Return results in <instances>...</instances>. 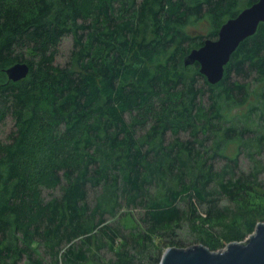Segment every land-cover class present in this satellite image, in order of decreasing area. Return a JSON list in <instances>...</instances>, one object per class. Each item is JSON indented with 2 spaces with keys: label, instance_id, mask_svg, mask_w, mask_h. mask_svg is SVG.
Segmentation results:
<instances>
[{
  "label": "trees",
  "instance_id": "obj_1",
  "mask_svg": "<svg viewBox=\"0 0 264 264\" xmlns=\"http://www.w3.org/2000/svg\"><path fill=\"white\" fill-rule=\"evenodd\" d=\"M256 1L0 0V119L14 122L0 143V264H158L164 247L185 246L162 239L181 225L180 202L203 228L223 216L221 199L262 187L239 155L264 152V22L220 81L184 63ZM66 35L69 60L56 64ZM19 61L27 75L9 80ZM42 183L59 192L46 198ZM257 223L247 213L224 239ZM197 240L221 246L208 232Z\"/></svg>",
  "mask_w": 264,
  "mask_h": 264
},
{
  "label": "water",
  "instance_id": "obj_2",
  "mask_svg": "<svg viewBox=\"0 0 264 264\" xmlns=\"http://www.w3.org/2000/svg\"><path fill=\"white\" fill-rule=\"evenodd\" d=\"M264 22V0H257L227 19L215 39H205L184 58L186 65L198 62L199 71L214 84L221 80L224 66L239 43L254 34ZM29 71L26 62H16L6 69L9 80L18 81ZM158 264H264V220L258 222L244 241H231L223 249L211 250L199 243L188 247H167Z\"/></svg>",
  "mask_w": 264,
  "mask_h": 264
},
{
  "label": "rangeland",
  "instance_id": "obj_3",
  "mask_svg": "<svg viewBox=\"0 0 264 264\" xmlns=\"http://www.w3.org/2000/svg\"><path fill=\"white\" fill-rule=\"evenodd\" d=\"M84 2L86 3L85 5L88 6L91 0H84ZM197 29L201 32H205L207 29V25L200 24ZM72 41L73 40L71 35H66L61 39L57 47V53L55 57L56 64L64 65L68 62ZM13 130L14 122L10 115H7L3 119H0V143H6L9 140V136L11 135ZM50 150L51 149H47L46 146L39 153V155L43 158V162L41 163V159L39 157L38 164L41 163V166H44L46 171L53 163V159L51 158L53 154ZM239 156L240 166L244 172L251 171L253 169V165L255 163L258 164L259 169L257 171V180L262 185V187L253 188L251 192L246 193L241 199L237 201H230L225 198L221 199L218 202L217 207L223 210V216L218 221L211 222L209 226H207V224L203 225V228L194 226L196 222L192 220L194 215H191L189 213V203L186 200H183L179 203V206L183 208V210H186V214L179 222V224L181 225L179 227H174V234L166 232V236H163L162 239L165 238L167 240V237H170L174 240H181L185 242V246L183 247H188L190 245L201 243L199 242V240H197V235L202 232H208L211 235H215L218 239L221 240V246L215 249L220 250L223 249L229 242H231L226 241L224 239V235L230 233V230L232 228H236L237 226H239L247 213L256 214L257 222H262L264 220V214L262 212V208L264 206V152H260L259 154L254 156L257 162L251 161L250 158L244 155ZM39 186L42 189V195L46 198H49L51 195L59 192L58 186L48 187L43 183ZM207 209L208 207L206 203L198 204L196 214L198 213L204 216ZM135 216H138L136 212ZM124 224L127 225L125 222ZM130 224L131 222L129 221L127 226H130ZM128 231L129 228L127 227V229L122 232V241H125L126 239L129 240L130 235ZM249 234H247L243 239L235 241H244L249 236ZM159 247H161V242L158 243L155 247H152V252H155L156 248ZM166 248L167 247H164V249ZM106 256H109V254Z\"/></svg>",
  "mask_w": 264,
  "mask_h": 264
}]
</instances>
